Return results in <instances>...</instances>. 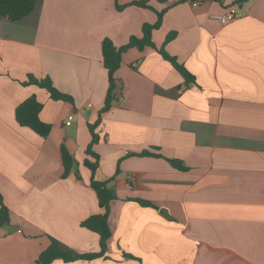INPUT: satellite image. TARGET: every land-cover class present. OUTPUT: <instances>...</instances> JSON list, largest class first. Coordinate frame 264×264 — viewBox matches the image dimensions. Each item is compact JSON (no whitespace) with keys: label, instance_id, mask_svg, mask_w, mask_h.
Here are the masks:
<instances>
[{"label":"crops","instance_id":"crops-1","mask_svg":"<svg viewBox=\"0 0 264 264\" xmlns=\"http://www.w3.org/2000/svg\"><path fill=\"white\" fill-rule=\"evenodd\" d=\"M142 1L150 8L135 4ZM118 3L124 8L116 0H38L23 20L0 18V195L11 211L0 227V264H38L51 246L100 252V236L81 225L103 212L87 161L115 193L107 254L51 264H264V0ZM233 6L239 17L221 25L215 17ZM157 13V49L195 82L157 49L132 48L101 114L109 89L103 41L121 47L141 38ZM30 76L51 79L72 102L24 84ZM31 96L52 126L47 138L16 120ZM92 126L98 159L87 154ZM62 146L75 159L65 179Z\"/></svg>","mask_w":264,"mask_h":264},{"label":"trees","instance_id":"trees-1","mask_svg":"<svg viewBox=\"0 0 264 264\" xmlns=\"http://www.w3.org/2000/svg\"><path fill=\"white\" fill-rule=\"evenodd\" d=\"M38 0H0V18L7 19L13 22L23 20L28 17L36 8ZM138 6L150 8L145 1L135 3ZM116 5L118 9H123L124 6H121L116 0ZM158 20L154 24H144L143 26V36L141 38L131 37L128 44L118 47L111 39H105L102 43V53H103V63L104 67L108 70L109 74V89L107 98L105 101L104 108L101 112L104 113L108 111L112 103L115 99L114 92L116 90V78L115 73L118 68L121 66L123 62L124 54L132 49L137 48L138 50H144L146 47H152L157 49L154 41H153V33L158 30L162 26L163 22V13H157ZM174 36L170 35L169 39H172ZM159 54L169 62L185 79V81L190 84L194 83L196 78L189 72L185 65L180 63L176 57L170 55L165 51L164 48L157 49ZM24 84L28 85H37L43 89H46L51 98L55 101H66L72 102V97L60 92L57 90L51 79H36L33 76L29 77V80ZM43 110V104L38 101L36 96H31L23 103H21L16 108V120L17 122L23 126L32 129L36 134L41 136L42 138H47L51 131L52 126L50 124L45 123L41 119V112ZM101 120V116L98 120ZM93 140L92 144L87 150V154L98 159V155L92 151V146L98 141L97 135L94 133V126L91 127ZM62 155H63V163H64V173L63 178H67L72 170L75 167V159L74 156L69 153V151L62 146ZM141 156H155L159 158H164L160 154H153L150 152L142 153ZM176 169L180 171H188L189 168L185 166V164L177 159H167ZM86 165L90 168L92 172L91 178V187L95 190L100 208L102 209V213L93 215L86 220H84L81 225L84 228L89 229L97 233L100 236V252L93 254H79V255H71L67 251L59 249L57 247L51 246L41 253L38 259V264H51L56 259H61L66 263L73 262L76 260H84V261H93L95 259H99L105 257L108 251V243L112 237V230L109 224V213H110V204L115 199V193L111 188V180L106 182H99L95 180L94 175L97 170V162L92 163L90 161L86 162ZM136 202L144 205V206H152L150 202H146L143 200H135ZM0 227H5L11 223V211L5 205L2 196L0 195Z\"/></svg>","mask_w":264,"mask_h":264},{"label":"built area","instance_id":"built-area-1","mask_svg":"<svg viewBox=\"0 0 264 264\" xmlns=\"http://www.w3.org/2000/svg\"><path fill=\"white\" fill-rule=\"evenodd\" d=\"M238 17H239L238 7L233 6L229 8L224 14L218 15L215 18L219 21L221 25H228L234 22ZM89 107H92V105L89 104ZM73 121H74V115L70 113L65 120V125L69 127L73 124Z\"/></svg>","mask_w":264,"mask_h":264}]
</instances>
